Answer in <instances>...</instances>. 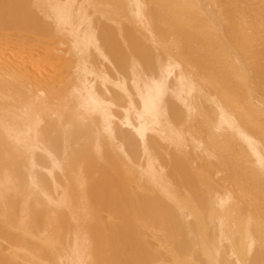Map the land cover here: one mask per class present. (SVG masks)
I'll return each instance as SVG.
<instances>
[{
  "label": "bare ground",
  "instance_id": "obj_1",
  "mask_svg": "<svg viewBox=\"0 0 264 264\" xmlns=\"http://www.w3.org/2000/svg\"><path fill=\"white\" fill-rule=\"evenodd\" d=\"M122 1L127 2V11L117 0H0V264H23L12 254L13 248L22 250V255L33 264H43L41 260L52 264L61 243L69 248L63 264H86V260L89 264H166L164 257L168 252L163 257L161 247L157 246H161L162 234H158L162 240L156 236L161 243L154 241L155 250L147 242L149 239L152 243V237L146 238L149 234L143 230L144 225L141 228L135 219L150 214L153 218L155 210L150 213L145 209L144 196L135 199L124 176L117 180V176L105 174L108 168L103 167H110L109 152L123 156L126 166L137 167V174L159 193V199L156 192L152 193L156 203L165 200L162 205L159 203V210L169 218H155H162L165 230L171 223L173 228H169L177 233L176 242L166 240L180 254L176 258L191 254L198 264H249L252 258L253 264H264V229H258L259 217L250 205L234 198L233 190L225 186L227 173L226 178L220 173L222 188L225 187L221 189L211 180L203 182L201 174L193 170L197 182L205 188L200 192L186 182L177 161L171 165V173L160 161L162 145L155 136L173 143L177 151L191 154L188 143L192 142L195 153H202L193 154L197 158L192 160L197 161L194 165L198 167L201 160H206L204 170H215L209 165L210 159L214 161L210 143L201 147L197 129L194 135L199 134L198 138L184 128L183 120L176 121L182 116L188 119L191 112L207 116L198 105L203 90L194 80L193 71L154 27L148 0ZM200 1L211 15L219 17L217 0ZM35 9L39 13L44 11L43 19L54 20H41ZM94 15L99 16L98 20ZM128 15L140 23L143 30H136L151 43L156 52L152 57L139 39L130 36L125 24L131 25ZM34 42L42 44H35L41 46L35 55L56 58V69L42 58L33 61L35 55L30 57L34 51L30 57V52L24 51L27 46L31 51ZM226 44H230L228 40ZM231 52L254 89L242 54L233 47ZM127 81L138 98V106ZM110 84L122 94L111 90ZM253 92L257 100L256 90ZM166 95L170 98L166 99ZM213 98L217 103V116L210 119L213 128L221 130L225 122L249 142V134L239 120L232 113L227 119L219 96L214 94ZM133 114L138 123L133 122ZM182 158L191 164L189 157ZM97 165L105 171L100 177L95 175ZM257 168L264 178V162L262 170L258 165ZM120 190L126 193L127 200L122 208L115 199ZM104 210L121 216V220L105 226L99 220ZM122 212L136 225L135 235L132 222L129 224Z\"/></svg>",
  "mask_w": 264,
  "mask_h": 264
},
{
  "label": "rangeland",
  "instance_id": "obj_2",
  "mask_svg": "<svg viewBox=\"0 0 264 264\" xmlns=\"http://www.w3.org/2000/svg\"><path fill=\"white\" fill-rule=\"evenodd\" d=\"M117 1L121 5V7L125 11H127L128 9V5L126 4L127 2L122 1V0H117ZM217 1L219 2V6H218L219 7L218 16L219 17L217 18L218 20L216 19L215 16L209 13L207 7L200 0H148L149 2L148 7H150V9L149 8L148 9H149V12L152 13L151 15L154 21L153 23L154 27L160 33V36L164 39V41H166V43L171 47L170 49H172L175 52L173 53L177 55V57L180 58L182 62H184L190 70L193 71L191 72L193 74L194 80L196 79L195 80L196 83L198 82V84H201L200 86H202L201 88L203 90V94L200 96V101L198 105L199 107L205 110V113L207 116L202 115V114L201 116H205V118L206 117L208 118L207 119L208 124L205 122L206 121L204 120L205 118L201 117L199 113H197L198 114L197 115L196 112L193 113L195 116L191 112L192 116L190 114L188 119H184V116H182L176 119V121L183 120L182 122L184 124V128L188 130L189 132H191L193 137L195 136L194 135L196 134L195 130L197 129V132L201 135L199 136V134L197 133L198 135L195 137L198 138L199 136V140L201 141V145H200L201 147L206 148L207 143L208 142L210 143L211 146L209 145V147L214 151L211 158L214 157V161H213V158L210 159L209 165L212 166V167L210 166L211 168L213 169L215 168V170L214 171L210 170L212 173L209 172L208 169H207L208 172L207 170L206 171L204 170L206 169V166H207L205 165L207 164L206 160H201L200 164H198V167L194 165V163L196 164L197 161L194 162L192 160L197 159L195 158V156L198 154L199 156H201L202 153L198 151H196L198 153H195V150H193L192 142L188 143V148L191 147L190 151H193V153L191 154L189 151H188L189 153L185 151H182V152L177 151L173 143L162 141L160 138L156 136L154 138L159 139V142H161L160 144L162 146L159 151L160 161L166 167V171L171 173L172 171L171 165L174 164L175 161H177L178 167L181 168V170L185 173L186 182L190 186H192L194 189H197L200 192H204L205 188L204 186H202V184L197 182L196 180L197 178H195L196 176L194 175L195 172L193 170H197L196 172L199 175L201 174L200 178L203 182L211 180L215 182L221 189L225 188V187L222 188L223 184L221 180H223V178H226L224 174L227 173L226 175L227 182L225 186L233 190L234 198L243 200L245 203L250 205V207L253 209L255 213H257L259 217V223L257 225L258 229H264V178L262 175L258 174L257 172V169H258L257 165L259 166L260 170H262V164L264 162V115H263L264 113V109H263L264 108L263 106L264 105V91H263L264 90V86H263L264 85V0H217ZM37 4L41 5L42 1H37ZM211 4L213 6L215 5L214 2H211ZM46 11L50 12L49 7L46 8ZM35 12L39 13L38 11H36V9H35ZM43 13L44 11L42 13H39V17L42 16L41 20L45 19V18L43 19ZM259 16L261 17V20ZM98 18H99L98 15H94L95 20H98ZM127 18H128V21L131 22V25L125 23L126 26H128V30L130 31V36H132L133 38L139 39L141 43L144 45L146 51L149 53V57H152L154 54H156V52H154L153 48L151 47L152 46L150 45L151 43L145 40L142 37V34L136 30V28L143 30L140 27V25H138L140 23L137 24L134 18H132L129 15L127 16ZM45 20L49 22L54 19L53 17H49L48 19H45ZM215 24L218 26V28L221 29L222 33H224L223 35L225 36V39L227 38L226 40H224V36L222 37L221 31L218 30ZM167 37H168V40H166ZM115 40L118 42L116 37H115ZM227 40H228V43L230 44H226ZM36 43L39 44L40 42L32 43L34 45L30 46L32 47L31 51H29L30 48L28 46H27L28 51H26L27 47L24 50L27 53L30 52L29 57H30V54H33L31 52L34 51V54L31 55L30 57L32 59H33V56L35 55V52L36 54H38V51L41 49V46H42L41 43H40L41 44L40 47L35 46ZM229 45L235 48L236 50H238L242 54L245 62L248 64V67H249V70L252 76V81L255 84L254 89L256 90L258 99L262 102L263 105L260 106L259 100L258 99L256 100V98L253 97L254 89L251 86L253 91L251 90L250 88L251 83H249L248 80L245 79L244 72L242 71L241 67L235 62V58L233 57L232 52H231V47L230 49H228ZM36 47H38L39 49ZM122 48L123 47L121 46V49ZM21 51L23 50L20 49L19 52ZM159 51L161 54L164 53L161 49H159ZM198 55L200 56V58ZM36 56L37 55L34 56L33 61H36L38 59L41 60L42 58L44 59V62L47 61L49 64L51 63L52 67L58 66L59 64V61L52 56H48V57L46 56L45 58L41 57L40 55L37 56L39 58H37ZM55 62L57 63L54 64ZM54 69H56V67ZM207 73H209V75H207ZM201 76H203L205 80H203ZM114 82L115 81L112 80V84H114ZM224 83L226 84V86ZM112 84L109 85V88L111 90H114L115 92H118L120 89L117 88L116 86L114 87V85ZM127 86L133 94V98L136 103V106H138V101H137L138 98L135 96L134 91H133L134 89L130 85L129 81H127ZM119 92H121L122 94V91H119ZM214 94H217L219 96L220 106L222 107V111L224 112L227 119H229V116H230L229 113H232L233 116H235L239 120L242 128L249 134V137H250L249 142L245 141L240 134H236V132L233 129H230V127L225 122H223L221 130H215L213 128L210 119H214L217 116V103L215 101L213 102ZM122 96L123 95H120L121 98ZM123 98H125V96ZM165 98L169 99L170 97L169 95H166ZM121 101L126 102L125 100H121ZM212 102L214 103V105L212 104ZM261 108L263 110H259ZM137 112H139V110H137ZM139 113L141 114V112ZM118 114L120 115V113ZM198 116H200L202 119L199 118ZM256 116H259V119H257L258 117L256 118ZM136 117L137 116H135V114L132 115V120L134 123L139 122L138 119L136 120ZM191 120L195 121L197 125L195 124V122ZM115 122L118 123L117 118ZM202 122H204L205 124ZM188 124L190 128H188L189 127ZM209 131L211 134L207 133ZM203 134L204 136H202ZM149 136L151 137L153 136V134H149ZM204 143L206 144V146ZM164 152L167 153V156H165ZM115 154L116 153L114 152H109L110 167L109 166L103 167V169L105 168V170H107L108 168L107 173L105 171L103 172H105V174L108 177L117 176V180H119L120 177L122 179L124 176L125 179L127 180L128 187L129 189H131L132 195L135 197V199H137L140 196H144L145 209L149 211L152 210V212L155 210L154 213L156 214L153 216V218L150 214L152 219L150 218V216L148 217L145 216L143 217L144 219L139 216L135 218L141 228H142V225H144L143 230H145V233L147 232L146 234H149L146 236V238L148 239V236H150L149 238L152 237L151 238L152 243L150 242L149 239H148L149 241L147 240V242L156 250V245L161 243L159 242V240H156V236L158 239L159 235L162 234L161 235V238H163L162 243L163 242L164 243L163 244L161 243V246L160 245H157V246L158 248L161 247V249L159 250L163 251L162 252L163 257L166 255L165 253L168 252L167 257L166 256L164 257V260L167 259L166 264H198L197 259L193 257L191 254L190 256L189 255L182 256L183 258L181 257V259H179L180 257L176 258L177 257L176 255H178L179 253L177 250H173V248L175 247L172 248L171 244L175 239L177 240V238L175 237L177 236V233L175 234L174 231L169 228V226L173 228L171 223L170 225L169 223L167 224L168 225L167 226L168 228L166 227L168 230V233H167V230L163 228L164 226H166V224H164L163 226V221L161 222L162 218H159L160 220H158V218H155V216L161 217L162 215L165 216L163 218H169L167 217L168 215L167 216L165 215V213L161 214L164 212V211L163 212L161 211L162 209L159 210L160 209L159 206L165 203L163 202L165 200L164 199L160 201L158 200V203H156L154 199H152L155 196V195L153 196L152 193L155 194L156 192L157 196L155 197L159 199L160 195L157 192V190L151 184H149L147 180H145L143 177L141 178L139 174H137L138 171L135 165L133 166L129 165V167L126 166V159L118 153L119 154V155L117 154L118 157L123 158L122 161L119 158L120 159L119 161L117 158V155ZM173 154H174V157H172ZM182 155H185L187 158L189 157L188 158L189 163L191 162L192 164L193 162L192 165L195 169H193L191 164H187L186 162H184ZM227 157H228V160H227ZM167 159L168 161L166 162ZM123 162L125 164V167H122L124 166L122 164ZM101 167L102 165H97L96 167L97 169L99 168L97 170V173L95 174L98 177L102 176L103 174L102 172L103 169L101 170ZM216 171L218 172V174ZM220 173H221V177L224 176L221 179H220ZM211 174L214 175V178H213V175ZM173 181L176 184H179L178 179L176 181L175 177H173ZM147 184H149L148 186L152 187L151 189L153 188L154 189L150 190ZM124 193H125L124 191L120 190L119 192L115 194L116 195L115 199L118 201V203L120 202L119 205H121V208L126 198V195H125L126 193L125 194ZM122 194H123V197H122ZM242 197L244 199H242ZM105 201L103 202L105 203ZM124 203H127V200H125ZM159 203H161V205H159ZM174 211L176 210L173 208V213ZM158 212L160 214H158ZM101 213L102 214L99 217V220L102 221L107 227L109 225L117 223L122 218L121 216H115V215L110 214L109 211L107 210H104ZM154 213H152V215ZM123 216H126L125 218H127L129 215L127 216V214L124 212ZM154 218L155 220H153ZM156 219L158 221L156 224L153 225L152 223L154 221L156 222ZM127 220L129 221L128 222L129 224L132 222L130 218ZM145 220L147 222L149 220L150 223L145 222ZM152 220L153 222L151 223ZM165 220H168L167 222H169V219H165ZM131 224H130L131 231L134 228V231H132V233H134L135 235L136 225L133 224V222ZM151 225L153 226L151 227ZM155 225H158V227ZM154 229L157 234L156 233L154 234ZM171 232H173L172 233L173 235L175 234L174 239H171L173 237ZM256 234L258 233L256 232ZM137 236L139 237L138 233H137ZM168 238H170L171 240ZM167 239L172 242H170L169 244V241L166 242ZM154 241L155 242L158 241V243L156 244ZM163 245L164 247H162ZM173 246L175 245L173 244ZM165 247L167 250L165 249ZM12 251H13L12 254L15 255L16 258L20 259V261L23 264H33L28 260L27 257H24L22 255V250H20L19 248H13ZM66 252H69L68 246H66L64 243H61V247L57 248V254L53 256L52 264H63V260L65 258ZM158 252L160 253V251ZM172 253H174V255H172ZM170 257L172 259L171 261L169 259ZM41 263L44 264L46 262L41 260ZM86 264H89V260H86ZM230 264H233V263L231 262ZM249 264H253L252 258L249 260Z\"/></svg>",
  "mask_w": 264,
  "mask_h": 264
}]
</instances>
